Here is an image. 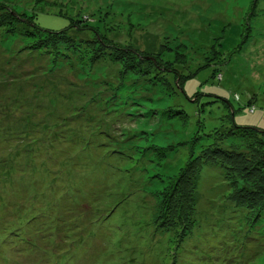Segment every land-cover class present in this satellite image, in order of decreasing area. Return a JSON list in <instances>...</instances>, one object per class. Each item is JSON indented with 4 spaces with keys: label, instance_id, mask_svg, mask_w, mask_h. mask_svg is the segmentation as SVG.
<instances>
[{
    "label": "rangeland",
    "instance_id": "374dc122",
    "mask_svg": "<svg viewBox=\"0 0 264 264\" xmlns=\"http://www.w3.org/2000/svg\"><path fill=\"white\" fill-rule=\"evenodd\" d=\"M256 1L0 0V201L32 262L44 264L38 238L60 213L71 264H264V215L229 201L219 166L198 174L180 243L153 223L159 193L211 143L203 135L264 133ZM31 207L46 215L26 225ZM9 239L0 255L18 264L28 252Z\"/></svg>",
    "mask_w": 264,
    "mask_h": 264
},
{
    "label": "trees",
    "instance_id": "16d2710c",
    "mask_svg": "<svg viewBox=\"0 0 264 264\" xmlns=\"http://www.w3.org/2000/svg\"><path fill=\"white\" fill-rule=\"evenodd\" d=\"M98 25L100 26V24H97V26ZM98 28L102 29L101 27ZM203 136H210L211 143L202 147L197 155L190 154L188 161L171 183L170 187L159 193V212L154 218L153 223H155L156 227L160 230H165L166 232L171 228L176 229V231L179 229L176 233L177 243H180L184 234L190 230L194 209L196 178L203 167L207 165L213 167L219 166L222 172H224L225 181L228 182L229 188L232 190L228 199L236 208H244L249 212H255L254 219L257 222H259L264 215V133L254 128L234 126L224 132L214 131L212 135ZM229 139L245 140L252 148L249 150L245 148L246 146H234L229 149H223L219 143H223ZM112 170H115V168L113 167ZM105 177L107 178V176ZM23 186L24 190L29 191L28 193L32 192V188H28V185ZM23 200L24 198L19 201L15 198L10 199L7 205L10 207L16 205L19 207L18 209H21L23 206L19 204V202ZM30 204H32V201L29 202V206ZM1 205L0 201V245L7 243L9 238V242L12 241V239L18 240L19 244L17 248L21 250V254L28 252L18 264H35L31 261L32 258H30V252L28 251V249H31L29 244L31 238L28 237L26 233H23L17 221L11 222L13 217H8V213L4 211L5 208ZM31 208H33L30 211L32 214V221H29L30 219H27V221L24 220L26 225H31L36 220H43L42 218L46 215V212L44 213V211H46L45 209L37 210L34 207ZM39 211H43V213ZM16 214L17 213H15V216L17 217ZM11 215L13 214L11 213ZM60 217V213L57 215L53 214L51 226L48 225L49 227L47 229H49L53 235L47 237L44 235L45 238L42 241L40 237L38 238L40 247L35 248V251L39 254L40 261L44 260V264H71L70 259L64 255L65 253L63 254V252L66 248H70V241L73 237L69 234L72 230H70L69 222H65L64 219L60 221ZM64 217L67 218V216ZM98 230L99 227L97 228V231ZM53 239L55 241H51ZM45 242L51 244L52 248L45 245ZM78 252L80 253V251ZM79 253H73L70 257L80 259L81 256ZM0 254L3 255L2 252H0ZM116 255H118V252ZM1 258L3 264H10L9 260L2 256ZM115 259L117 260L118 257Z\"/></svg>",
    "mask_w": 264,
    "mask_h": 264
}]
</instances>
